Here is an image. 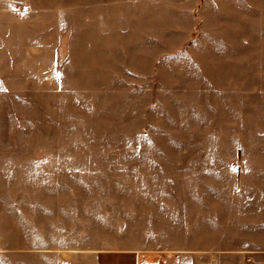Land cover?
<instances>
[{
	"label": "rangeland",
	"instance_id": "374dc122",
	"mask_svg": "<svg viewBox=\"0 0 264 264\" xmlns=\"http://www.w3.org/2000/svg\"><path fill=\"white\" fill-rule=\"evenodd\" d=\"M3 6L0 264L219 244L238 213H264V0ZM158 195L198 232L146 234L141 198Z\"/></svg>",
	"mask_w": 264,
	"mask_h": 264
},
{
	"label": "crops",
	"instance_id": "0c3cea01",
	"mask_svg": "<svg viewBox=\"0 0 264 264\" xmlns=\"http://www.w3.org/2000/svg\"><path fill=\"white\" fill-rule=\"evenodd\" d=\"M1 2L0 53L3 54L4 6L3 0ZM2 60L1 57L0 68L3 66ZM0 87L4 89V73L1 72ZM156 199V202H150L145 196L141 198L140 221L146 230L144 232H147L146 234L165 235V227L172 235L191 236L198 232L197 223L191 221L194 220L193 213L189 212L190 217L186 215V217L180 218L174 212L170 216L162 217V203L159 202V195ZM153 203H156V206ZM159 206L161 207L159 208ZM259 210L252 213L251 219H245L244 211L238 213L235 219L238 229L236 237L233 235L230 238L222 239L219 244H213L210 241L167 245L163 242L136 245L128 243L125 247L101 246L99 244L71 247L60 244L56 246L58 248L51 249L54 254L53 264H264V213ZM181 219H183V224L180 223ZM199 219L212 220V217H200ZM247 231L251 232L248 234V236L251 235V239L246 240L243 236Z\"/></svg>",
	"mask_w": 264,
	"mask_h": 264
}]
</instances>
